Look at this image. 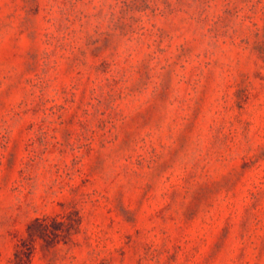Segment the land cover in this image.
I'll use <instances>...</instances> for the list:
<instances>
[{"label": "rangeland", "instance_id": "374dc122", "mask_svg": "<svg viewBox=\"0 0 264 264\" xmlns=\"http://www.w3.org/2000/svg\"><path fill=\"white\" fill-rule=\"evenodd\" d=\"M264 264V0H0V264Z\"/></svg>", "mask_w": 264, "mask_h": 264}, {"label": "trees", "instance_id": "16d2710c", "mask_svg": "<svg viewBox=\"0 0 264 264\" xmlns=\"http://www.w3.org/2000/svg\"><path fill=\"white\" fill-rule=\"evenodd\" d=\"M80 218L76 213L62 216L36 218L27 226V239H21L16 245L12 264H29L35 239L42 240L47 246L71 241L78 231Z\"/></svg>", "mask_w": 264, "mask_h": 264}]
</instances>
